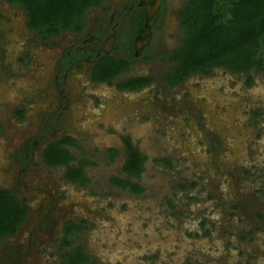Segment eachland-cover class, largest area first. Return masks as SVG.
<instances>
[{
  "label": "rangeland",
  "instance_id": "rangeland-1",
  "mask_svg": "<svg viewBox=\"0 0 264 264\" xmlns=\"http://www.w3.org/2000/svg\"><path fill=\"white\" fill-rule=\"evenodd\" d=\"M97 12L88 11V23ZM175 25L170 18L167 42L177 46ZM2 30L0 188L26 199L31 214L0 243V264H62L76 246L97 264H264V73L251 72L247 85V75L215 69L171 88L163 78L171 65L156 62L150 69H157V82L126 94L95 88L74 72L66 81L75 97L72 120L61 135L80 142L72 152L97 163L82 188L64 180L65 167L46 166L45 142L37 145L39 117L56 102L59 54L77 35L37 40L24 54L32 37L26 17L0 0ZM23 106L21 122L16 111ZM121 136L147 157L142 195L108 182L120 175L122 158L108 162L105 150L121 148ZM185 182L197 186L180 191ZM80 220L84 230L65 247V223Z\"/></svg>",
  "mask_w": 264,
  "mask_h": 264
},
{
  "label": "trees",
  "instance_id": "trees-1",
  "mask_svg": "<svg viewBox=\"0 0 264 264\" xmlns=\"http://www.w3.org/2000/svg\"><path fill=\"white\" fill-rule=\"evenodd\" d=\"M20 9L26 17V27L38 40L47 42L67 32L82 33L87 13L107 0H1ZM183 28L182 44L170 57L173 63L165 75L169 86L181 85L189 76L209 77L215 69L247 75V85L253 84L251 72L264 73V0H186L180 13ZM80 57L82 55H79ZM77 59L70 60L75 64ZM81 62V61H80ZM82 69V64H75ZM129 62L109 56L99 60L91 69V80L96 84H111L116 77L129 69ZM152 78L130 79L119 87L138 91L150 84ZM257 115V113L255 112ZM19 121L25 119V108L16 111ZM121 148L105 150L108 162L122 158L119 176H111L109 184L134 195L145 189L140 177L145 170L147 157L128 136L121 137ZM78 140L72 136L52 142L42 149L41 159L50 167H65L64 180L79 187H87L91 178L87 171L97 165L87 157L77 155ZM80 143V142H79ZM172 168L169 158L161 159ZM74 164V165H73ZM139 181V182H138ZM196 183L178 184L180 191L195 188ZM26 199H19L12 191L0 188V243L18 234L28 221L31 210ZM86 223L68 221L63 227L65 247L74 242ZM62 264H97L82 246L64 254Z\"/></svg>",
  "mask_w": 264,
  "mask_h": 264
},
{
  "label": "flooded vegetation",
  "instance_id": "flooded-vegetation-1",
  "mask_svg": "<svg viewBox=\"0 0 264 264\" xmlns=\"http://www.w3.org/2000/svg\"><path fill=\"white\" fill-rule=\"evenodd\" d=\"M157 1H159V5L156 9L154 7L156 0H107L101 6L90 9L99 11L95 20L88 23L87 13L86 26L83 32L72 33V35H77V43L64 47L59 54L57 71L53 80V92L56 102L52 108H46L39 117L41 133L38 137L41 139L37 142L38 147L43 142H45V147L52 142L63 139L64 136H69L61 134L69 126V121L72 120L70 115L72 106L75 103V97H73L72 91H69L66 81L69 77L73 78L74 72L85 77L86 82L95 88L96 86L105 85L114 86L120 92L136 94L150 88L157 82L159 73H156L157 69H150L152 63L161 62L163 66L164 64L172 66V62L169 59L182 44L183 28L181 26L180 13L183 12L186 0H178V4L174 2L175 0ZM170 18L175 20V26L181 30L180 44L178 43L177 46L167 42V38L170 39L171 36V34H167ZM2 31L0 33L1 38L7 32ZM67 33L70 34L71 32ZM31 34L32 37H29L26 42L28 47L23 51L24 54L31 47L33 49L36 45L35 42L38 40L35 34L32 32ZM174 43L176 44V41ZM79 55L82 56L80 57ZM109 56L128 61L130 64L129 69L124 74L116 77L111 84H96L92 82L90 77L92 67L99 60ZM73 59L81 61H75V64L81 63L82 69H78L75 64L69 63ZM140 68H142V72L137 73V71H141ZM121 75H124V77H120ZM165 75L166 73H164V81ZM137 78H152V80L145 88L138 91H130L119 87L120 83ZM166 84L169 86L167 82ZM83 89L87 88L83 87ZM117 94L119 93L117 92ZM22 108H25L26 115L27 108L24 106Z\"/></svg>",
  "mask_w": 264,
  "mask_h": 264
},
{
  "label": "water",
  "instance_id": "water-1",
  "mask_svg": "<svg viewBox=\"0 0 264 264\" xmlns=\"http://www.w3.org/2000/svg\"><path fill=\"white\" fill-rule=\"evenodd\" d=\"M158 5H159V1L156 0V2L154 3L155 9L158 7Z\"/></svg>",
  "mask_w": 264,
  "mask_h": 264
}]
</instances>
